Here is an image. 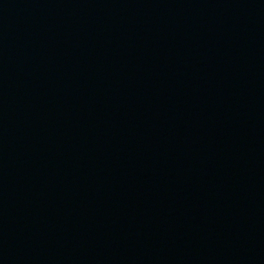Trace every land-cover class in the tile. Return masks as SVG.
<instances>
[{
  "label": "water",
  "instance_id": "water-1",
  "mask_svg": "<svg viewBox=\"0 0 264 264\" xmlns=\"http://www.w3.org/2000/svg\"><path fill=\"white\" fill-rule=\"evenodd\" d=\"M0 264H264V0H0Z\"/></svg>",
  "mask_w": 264,
  "mask_h": 264
}]
</instances>
